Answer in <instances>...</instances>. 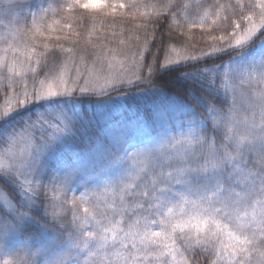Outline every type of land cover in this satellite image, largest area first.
Masks as SVG:
<instances>
[{"label": "snow or ice", "instance_id": "6c2138e0", "mask_svg": "<svg viewBox=\"0 0 264 264\" xmlns=\"http://www.w3.org/2000/svg\"><path fill=\"white\" fill-rule=\"evenodd\" d=\"M0 96V264H264V0H0Z\"/></svg>", "mask_w": 264, "mask_h": 264}, {"label": "rangeland", "instance_id": "374dc122", "mask_svg": "<svg viewBox=\"0 0 264 264\" xmlns=\"http://www.w3.org/2000/svg\"><path fill=\"white\" fill-rule=\"evenodd\" d=\"M196 35H197V38L199 36V29H195L194 30ZM121 37H111L110 35L107 36V39L104 41V42H108V40H118L120 39ZM93 40L95 41V37L93 38ZM110 47H117V45L115 43L113 44H110L109 45ZM0 100H2V96H0Z\"/></svg>", "mask_w": 264, "mask_h": 264}]
</instances>
